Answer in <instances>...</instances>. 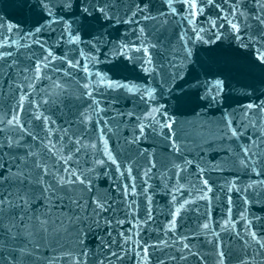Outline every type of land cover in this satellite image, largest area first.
<instances>
[{"label": "water", "instance_id": "water-1", "mask_svg": "<svg viewBox=\"0 0 264 264\" xmlns=\"http://www.w3.org/2000/svg\"><path fill=\"white\" fill-rule=\"evenodd\" d=\"M217 2L227 12V4L222 0ZM246 7L254 13V0H247ZM157 9L165 11L154 0L151 15L156 16ZM36 11V0H0V53L11 54L0 59V120L5 121L0 123V144L8 137L19 141L23 147L14 148L11 155H23L26 150L37 152L42 163L50 170L59 169L62 175H66V168L78 169L77 175L85 184L75 185L70 195L82 197L80 202L86 207L70 210L67 199L63 204L56 201L51 218L55 219L56 226H63L62 230L53 232L50 225L48 235L34 231L31 241L8 240L0 227V240L10 245L0 250V264H4L12 248L20 246L33 254L20 256L16 264H219L221 259L224 264H264V248L252 241L246 231L250 221L247 230H255L264 243V142H260L258 131L264 127V114L251 109L245 116L248 103L264 100L261 95L264 82L259 70L249 71L246 67L254 56L252 50L241 49L246 56L238 61L234 59L236 42L225 25L220 29L225 32L224 38L215 44L190 42L187 47L192 55L184 60L178 36L182 32L192 35L191 25L178 16L140 20L139 25L151 33L152 42H159L157 49L151 50L157 72L150 76L135 59H127L139 57L140 53L128 49L123 53L115 51L117 43L136 42L137 24L113 22L94 28L91 36L82 35L83 40L93 36L100 40L99 43L93 40L97 50L84 44L76 46L89 57L85 60L78 52L70 51L73 46L67 43L66 36L62 43H57L59 25L52 26L54 31L27 36ZM215 12L206 11L197 17L196 26L208 28L206 19L215 18ZM65 19L71 22L72 17ZM250 23L256 31L255 23ZM36 39L45 47L51 45L57 56L67 53L69 58L75 57L86 64L89 68L86 78L80 69H71V75H66L68 65H61L59 60L43 68L42 77H35L31 57L33 53L36 57L41 55L40 46L33 43ZM170 62L182 64L181 79L168 80V74L177 71L170 67ZM23 68L29 71L24 73ZM57 68L61 70L56 71ZM221 70L228 77L223 101L211 104L201 101L199 97L206 92L215 94L214 81L224 79ZM103 77H107V82L100 83ZM111 81L129 87L137 85L139 94L125 88H110L107 83ZM85 82L92 85L91 98L83 94ZM197 82L198 87H194ZM144 86L156 89L154 99L147 103L140 99ZM180 93L186 94L190 103L176 111L174 97ZM21 95L27 97L22 112L17 105ZM158 105H164L169 116L175 119L172 140L166 138L169 130L159 126L156 132L146 129L144 136L138 131L137 125L146 122L144 113ZM97 107L100 111L94 110ZM13 114L19 115L24 130L15 122L7 125L6 120ZM82 114L90 115L91 120L85 121ZM38 116L49 119L45 123L37 120ZM156 119L164 122L159 115ZM228 121L240 131L238 137L225 135ZM249 121H256L257 127H247ZM77 140L79 144L75 143ZM48 141H51L49 147L54 146L55 154L45 147ZM251 141H256L259 147H252ZM76 147L80 148L78 153L74 151ZM241 147H252L253 152L260 154V162L254 165L256 172L252 171L251 163L248 167L238 163L243 157ZM109 154L115 157L116 164L108 159ZM9 155L6 147L0 148V164L8 161L10 166ZM100 160L104 163L97 164ZM204 180L208 181L211 191H207ZM133 184L135 192L131 190ZM231 184L235 187L228 191ZM94 201L102 204L103 209ZM181 205L184 207L180 208ZM177 208L180 212L173 228L169 221ZM31 211L44 212L43 203L35 201L29 214ZM76 214L87 217L89 227L68 219ZM24 223H28L27 217ZM204 223L209 224V229L201 228ZM13 230L21 231V228L17 225Z\"/></svg>", "mask_w": 264, "mask_h": 264}, {"label": "snow or ice", "instance_id": "snow-or-ice-1", "mask_svg": "<svg viewBox=\"0 0 264 264\" xmlns=\"http://www.w3.org/2000/svg\"><path fill=\"white\" fill-rule=\"evenodd\" d=\"M160 2V7L164 8L165 11H159L157 9V15H151V6L154 3V0H36V7L38 11L35 12L34 18L32 20V28L27 36L31 37L32 35L39 36L45 30L54 31L52 28L53 25L60 26L59 40L57 43H62L67 37V43L73 46L70 51L78 52L79 56L84 57L85 60H88L89 57H85L83 50H79L76 46L84 44L86 47H91L93 50L96 49V44L93 43V40H97L96 37H92L89 40H83V36H91L92 31L96 27H103L104 24H111L113 22L119 24H137L139 35L135 36L136 42H124L117 43L115 51L123 53V50L128 49L136 53H140L139 57L128 56V60L135 59L139 64L141 70L148 75H153L157 72V67L153 61L152 51L157 49L159 42L153 43L150 39L151 33L146 32L145 27L139 25V21H149L156 20L157 17H180L182 22H186L188 25H191L190 31L192 35H188V32H182L178 36L179 41L181 42V48L184 55V60H187L188 57L192 55V51L187 45L191 42L193 45L197 42L203 44H215L217 41H221L225 32L220 31L224 29L227 25V32L236 42V48L233 50L236 53L234 59L237 61L241 57H245L246 53L241 52V49H251L254 53L253 58L247 62V70L251 71L252 69H258L261 82H264V0H254L255 12H248L247 10V0H222L224 4H227V12L222 6V3L217 2V0H158ZM216 10L215 18L208 16L206 23L209 25L208 28L197 27L195 24L196 18L199 16L205 15L206 11ZM123 12V15H120V12ZM78 13V15H77ZM71 16V22L65 19V17ZM127 17V19H125ZM139 18V20L137 19ZM217 21H222L217 24ZM256 25L257 30L253 31V23ZM74 26V27H73ZM247 33V35H244ZM135 35V31L133 32ZM208 39H205V37ZM100 40H97L99 43ZM33 43L40 46L41 55L36 57V54H32L33 67L32 72L35 77H42L43 68H47L51 65L52 61H61V65L67 64L69 71H66V75H71V69H80L85 74V78L89 73V68L86 64H82L80 60L75 57L69 58L68 54L57 56L51 45L48 47L44 46L39 39L33 41ZM5 55H11L10 53L4 54L0 53V59H4ZM91 60H95L94 57H91ZM10 67V66H9ZM170 67L176 68L175 73L168 74V80L174 81L176 79H181L180 71H182L181 63H171ZM60 68H57L56 71H60ZM24 73L29 71L28 68H23L21 70ZM220 75L224 76V79L217 78L214 81V95L206 94L202 97H199L201 101L207 102L209 104L215 102L220 103L223 101L225 80L228 79L227 75L221 70ZM27 79V77H25ZM107 82V77H103L100 83ZM199 82L194 87H198ZM107 86L110 88H125L130 92H136L139 94L140 87L137 85L124 84L121 85L116 81H111L107 83ZM29 88L32 87L31 84L28 85ZM58 87H63L58 85ZM84 95L92 96V85L85 82L82 85ZM171 92V89H169ZM156 93L155 88H148L144 86V94L140 96V99L147 103L154 99ZM264 95V93H261ZM26 95H21L17 101L19 110L23 111V101L26 99ZM175 110L180 111L184 106L190 103V99L184 93L176 94L175 97ZM259 100V97H257ZM96 103L95 100H93ZM256 109L259 113L264 114V100H260L259 103H248L245 106V116L248 115L247 110ZM95 111H100L97 107ZM13 112H16V109H13ZM85 121H90L91 116L85 115ZM159 115L163 118V123L160 120H157L156 117ZM37 120H43L45 123L48 121V117H36ZM139 119V118H138ZM143 121L137 125L138 131L141 136L145 135L146 129H151L152 132L157 131V126L161 129H168L169 134L166 137L169 140H172L174 133H172L173 125L175 124V119L169 116V112L165 110L164 105H158L148 109L144 113ZM15 125L24 130V124L21 122L18 114H13L10 119L6 120L7 125ZM155 122V124L153 123ZM0 123H5L4 120H0ZM247 127L256 128V121H249ZM243 128V125H242ZM260 133V142H264V127L258 129ZM49 134H51V129H48ZM162 134V133H161ZM230 138H236L240 135V131L235 127L231 126V121L226 123V133ZM29 137H32L31 133H28ZM32 139H37L32 137ZM43 143V142H42ZM79 144L77 140L75 142ZM51 141H48L45 144L46 148H49V151H53L54 146L49 147ZM252 147H259V144L256 141H251ZM90 147H95V145H89ZM173 146L175 147V142L173 141ZM6 147L9 152V159L12 161L10 166L8 161H5L4 164H0V227L4 231V236L13 242H16L20 239H27L31 241L33 239V232L44 233L45 235L49 234V226L53 225L52 231L59 232L62 230V225L56 226L55 219L51 218L52 210L56 207V201H60L61 204L64 203L67 199V206L71 210L72 208H83L86 207L81 204L82 197L74 198L70 193H74V186L77 184H85V181L80 178V175H77V170L64 169L66 175H62L59 169L50 170L49 166L45 163H42L38 157V153L26 150L23 155L15 154L11 155L13 149H19L23 147L19 141H13L10 137L5 138L4 144H0V148ZM252 147H241L240 151L243 153V157L239 159L238 163L243 167H248L251 163L252 171L256 172L255 164L259 163L261 156L258 152H253ZM179 151V149H176ZM75 152H79L80 148L76 147ZM53 154L55 152L53 151ZM71 158V152L69 159ZM61 160L64 159L63 156L60 157ZM108 159L112 161L113 164H116L117 161L112 155H108ZM67 163V161H65ZM97 164H103L104 161H96ZM185 163H191L186 161ZM175 167L179 168V165ZM119 170V169H117ZM201 173L203 169H198ZM131 173V168L128 169ZM257 174H259L257 172ZM82 175V174H81ZM203 184L206 186L207 191H211V187L208 186V181L204 180ZM235 187V184H231L228 187V191H232ZM132 192L136 191L135 185L132 186ZM202 199L206 198L201 196ZM35 201H41L43 203L44 212H35L30 210L33 208ZM98 208L103 209V205L98 201H94ZM188 201H185L187 204ZM247 203V200H245ZM184 205H181L180 208H183ZM180 208L176 209V212L172 213V220L169 221L171 227H175L176 215L180 212ZM20 214L17 218V214ZM61 215H64L61 213ZM25 217H27L28 223H24ZM151 215H148V219H151ZM241 218L243 214H241ZM73 223L81 224L83 227H89L86 223L87 217L80 216L78 214L68 217ZM259 219V218H256ZM8 221L4 223V221ZM35 221V224L31 223ZM93 223L97 221L93 220ZM110 223V222H109ZM123 223V221H120ZM228 223V221H225ZM19 225L21 231H14L13 229ZM251 225V222L248 221L246 224L247 235L251 238L252 241L259 244L261 248H264V243L261 242V237L258 236L255 230H247ZM31 228L33 231H29ZM202 229H209V224L204 223L201 225ZM81 232L83 229L80 230ZM163 243V242H162ZM248 243V241H245ZM39 244H36L35 247L39 248ZM10 245L5 243L3 240H0V250L9 248ZM185 248L188 245L184 246ZM219 247V245H218ZM146 252L147 249L145 248ZM33 253L27 249L25 246H20L12 248L8 256L4 258V264H16L17 259L20 256H29ZM114 255V254H113ZM219 255L223 257L224 253L219 252ZM9 257H11L9 259ZM219 264H224L223 259L220 260Z\"/></svg>", "mask_w": 264, "mask_h": 264}]
</instances>
